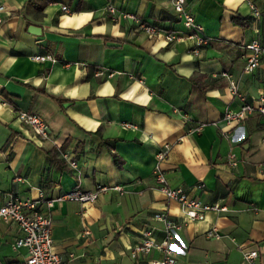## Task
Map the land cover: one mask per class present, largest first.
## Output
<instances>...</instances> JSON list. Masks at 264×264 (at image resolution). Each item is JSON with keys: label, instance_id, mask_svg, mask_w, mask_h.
Listing matches in <instances>:
<instances>
[{"label": "crops", "instance_id": "0c3cea01", "mask_svg": "<svg viewBox=\"0 0 264 264\" xmlns=\"http://www.w3.org/2000/svg\"><path fill=\"white\" fill-rule=\"evenodd\" d=\"M247 1L258 16L250 15ZM0 2V198H35L37 192L52 198L75 185L81 191L96 184L121 189H107L92 202L53 204L56 254L70 253L68 264H149L160 257L157 251L131 257L129 250L145 228L160 236L161 223L151 214L162 210L180 224L174 264H248L241 253L249 250L256 252L254 264H264V212L254 210L264 205V122L250 114L224 136L223 111L241 101L218 75L226 72L246 102L264 101V55L250 73L242 72V45L264 40V0H185L210 40L196 55L190 40L148 37L129 19L111 20L104 9L111 3L178 32L169 0ZM28 25L39 33L26 31ZM42 53L59 62L29 58ZM18 110L37 114L48 138L40 140L20 123ZM57 150L76 160L78 178ZM154 165L169 187L224 209L184 220L178 204L154 187ZM210 227L218 238L205 236ZM83 228L88 235H81ZM18 235L14 224L0 220V264L22 262L24 248L13 247Z\"/></svg>", "mask_w": 264, "mask_h": 264}, {"label": "built area", "instance_id": "2783aa9c", "mask_svg": "<svg viewBox=\"0 0 264 264\" xmlns=\"http://www.w3.org/2000/svg\"><path fill=\"white\" fill-rule=\"evenodd\" d=\"M185 0H169L172 11L175 13L177 20L180 22L181 30L168 31L153 24L146 23L138 19L134 14L117 10L111 3L105 5V11L109 14L111 20L117 18L129 19L134 23L135 30L143 32L148 37L160 35L165 42L175 40H190L192 46L189 48L191 54L196 55L199 48L209 45L210 40L205 36L201 27L195 23L193 15L184 5ZM247 6L250 9V15L258 16L259 12L247 1ZM62 11H66L64 5H60ZM4 6L0 2V22ZM245 51L243 57L242 72L250 73L258 64L262 55H264V40L258 41L252 39L242 45ZM35 62H59L49 53L33 54L29 56ZM97 71L95 74H101ZM110 73L106 74L109 76ZM220 77L226 79L227 90L231 96L236 97L241 101L238 108L235 110L225 109L221 116V120L225 125H228V130H225L224 136L229 134V128L240 124L248 115L257 114L264 122V101L261 96L257 97L255 105L246 102L243 99L241 92L237 91L235 81L230 78L226 72H220ZM140 81V80H139ZM16 117L20 123L25 125L29 131L38 137L40 140L48 138L47 125L35 113L18 110ZM167 146L164 144L163 150L157 154V158L161 159ZM59 159L65 163L69 171L78 178L79 169L77 162L69 158L65 150H57ZM226 161L228 165L234 166L235 161L231 153H227ZM151 179L154 187L162 194L165 200L174 201L178 204L179 210L186 221H199L204 217V212L213 210L221 211L224 207L216 203L204 204L190 199L185 195L181 187H169L163 177L162 172L157 165H154L151 170ZM107 189L120 192V187L113 185L107 187L105 185L96 184L92 190L81 191L76 185L71 189L62 192L52 198H45L41 192H37L35 198L22 197L17 194L5 193L0 198V220L14 224L19 232V235L13 241V247L24 248V258L20 264H68L72 255L68 253L66 256H60L52 250V240L50 237L51 219L49 209L53 204H61L64 201H75L79 203L92 202L97 196ZM42 205L44 209L39 206ZM254 210L264 212V205L254 207ZM151 219L161 223L160 236L156 237L154 230L145 228L141 231L138 241L130 247L129 255L131 257L140 256L148 253L150 250H155L160 254V257L149 261V264H174L175 254L179 250L175 246L178 241L177 231L180 224L171 220L165 211H157L151 214ZM81 235H88V230L83 228ZM207 238H218V234L214 227H210L205 231ZM242 259L248 264H254L256 259L255 250L244 251L241 253Z\"/></svg>", "mask_w": 264, "mask_h": 264}, {"label": "water", "instance_id": "95a60500", "mask_svg": "<svg viewBox=\"0 0 264 264\" xmlns=\"http://www.w3.org/2000/svg\"><path fill=\"white\" fill-rule=\"evenodd\" d=\"M26 31H28V32H30L32 34H38L39 33V28L35 27V26H32V25H28L26 27ZM107 44L114 45L113 43H107Z\"/></svg>", "mask_w": 264, "mask_h": 264}, {"label": "trees", "instance_id": "16d2710c", "mask_svg": "<svg viewBox=\"0 0 264 264\" xmlns=\"http://www.w3.org/2000/svg\"><path fill=\"white\" fill-rule=\"evenodd\" d=\"M111 158H112V160L115 162V158H114V156H113V155H111Z\"/></svg>", "mask_w": 264, "mask_h": 264}]
</instances>
